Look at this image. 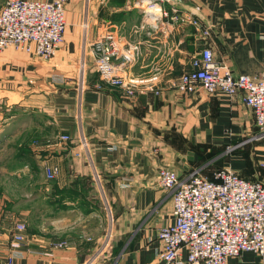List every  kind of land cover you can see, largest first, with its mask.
I'll list each match as a JSON object with an SVG mask.
<instances>
[{"label": "crops", "instance_id": "crops-1", "mask_svg": "<svg viewBox=\"0 0 264 264\" xmlns=\"http://www.w3.org/2000/svg\"><path fill=\"white\" fill-rule=\"evenodd\" d=\"M138 2L69 0L54 57L0 52V264L9 257L12 264H160L157 233L173 216L159 168L184 178L221 158L217 167L264 181V129L242 94L173 88L205 47L234 75L256 79L264 66V0H179V14L197 26L157 29L141 25ZM106 30L138 47L129 72L156 74L158 95L127 97L99 80L90 46ZM234 146L244 148L250 165L240 151L226 157ZM45 167L57 168L55 179L45 177ZM19 222L25 240L12 250ZM55 243L63 246L53 249ZM228 264L262 263L245 252Z\"/></svg>", "mask_w": 264, "mask_h": 264}, {"label": "built area", "instance_id": "built-area-1", "mask_svg": "<svg viewBox=\"0 0 264 264\" xmlns=\"http://www.w3.org/2000/svg\"><path fill=\"white\" fill-rule=\"evenodd\" d=\"M138 1L137 5L143 7L142 26L157 29L163 23L182 22L197 26L189 15L179 14V0ZM68 2L6 0L0 10V52L21 50L43 61L50 60L64 39ZM201 34L206 37L209 32L204 29ZM90 47L102 83L123 90L127 97L160 93L156 74L146 78L130 74L140 57L138 47L121 42L113 30L100 33ZM190 64L191 70L173 83L176 91L192 93L200 87L208 95L229 97L240 92L243 103L253 113L255 126L264 129V66L256 79L234 75L224 61L214 59L208 47L193 56ZM69 139L68 135L61 136L63 142ZM57 173V168L45 167L48 180L55 179ZM158 185L172 192L173 216L172 223L157 233L160 264H228L229 259L245 252L256 254L264 264V183L245 180L230 168L213 172L212 178L203 175L201 169L179 178L174 170L161 167ZM24 240L25 225L19 222L9 248H20ZM62 246L52 245L53 249ZM7 264H12L10 257Z\"/></svg>", "mask_w": 264, "mask_h": 264}, {"label": "trees", "instance_id": "trees-1", "mask_svg": "<svg viewBox=\"0 0 264 264\" xmlns=\"http://www.w3.org/2000/svg\"><path fill=\"white\" fill-rule=\"evenodd\" d=\"M221 150L219 151H211L207 156L206 158H204V161H202L203 163H207L209 161H211L212 159H214L216 156H218L219 154H221ZM237 153H239V151H237ZM240 153L242 154L243 158L248 162V164L250 165V162H249V157H248V154L247 152H245V150L243 151H240ZM221 163V158L220 159H217V160H214L212 163L208 164L207 166H209L210 168H214V169H211L210 171H208L206 174H203L205 173L204 171H202L203 175L209 177V178H212V174L213 172L215 171H218V170H221L220 167H217L219 164ZM206 166V167H207ZM236 172V171H235ZM241 178L245 179V180H249V179H246L245 176L241 173V172H236ZM252 181V180H250ZM259 182H262L264 183V181L260 180Z\"/></svg>", "mask_w": 264, "mask_h": 264}, {"label": "rangeland", "instance_id": "rangeland-1", "mask_svg": "<svg viewBox=\"0 0 264 264\" xmlns=\"http://www.w3.org/2000/svg\"><path fill=\"white\" fill-rule=\"evenodd\" d=\"M257 138V137H254V139ZM259 139L258 141H261L262 139L260 138H257ZM60 140H61V137H60ZM240 146V145H239ZM239 146H234V147H229L228 149L225 150V155L226 157H230L234 152H237V151H242V149L244 148H241ZM211 169H214V168H210L209 166L205 167L202 171H204L205 173L203 174H206L208 171H210ZM220 169H224L223 167H221ZM232 170V169H231ZM234 171V170H233Z\"/></svg>", "mask_w": 264, "mask_h": 264}]
</instances>
